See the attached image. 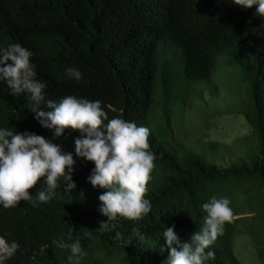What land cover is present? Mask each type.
Listing matches in <instances>:
<instances>
[{
	"label": "trees",
	"instance_id": "16d2710c",
	"mask_svg": "<svg viewBox=\"0 0 264 264\" xmlns=\"http://www.w3.org/2000/svg\"><path fill=\"white\" fill-rule=\"evenodd\" d=\"M256 7L233 0H0V50L20 44L32 53L36 78L46 84L45 101L59 103L67 96L99 101L108 120L147 127L155 155L145 196L151 211L138 221L117 217L109 221L110 230L100 231L107 217L98 197L106 190L88 181L94 164L75 156L80 133L65 129L53 139V130L35 119L30 93L12 95L0 82V129L35 133L72 153L76 185L68 191L62 185L48 203L0 205V237L20 245L2 264H69L70 248H58L53 240H79L87 253L80 264H170L164 230L174 225L181 242L189 240L203 227L202 205L212 197L228 198L234 218L206 249L215 259L205 264H241L232 250L236 233L250 236L264 264V16ZM216 53L250 79L242 109L249 132L233 141L239 153L224 166L213 155L232 144L207 140L187 147L175 138L167 117L172 80L181 81V98L187 96L189 85L211 79ZM173 60L178 65L170 67ZM73 67L82 74L79 82L66 74ZM41 110L52 111L43 102ZM41 190H46L43 179L30 190L33 199ZM117 231L122 239L115 238Z\"/></svg>",
	"mask_w": 264,
	"mask_h": 264
},
{
	"label": "clouds",
	"instance_id": "9594fccd",
	"mask_svg": "<svg viewBox=\"0 0 264 264\" xmlns=\"http://www.w3.org/2000/svg\"><path fill=\"white\" fill-rule=\"evenodd\" d=\"M233 2L244 8L256 5L257 14L264 16V0ZM31 55L20 44H11L0 50V82L7 84L12 95L30 93L36 105L31 111L43 128L53 130V139L62 137L65 129L80 133L74 140L75 156L94 164L88 181L94 188L98 186L106 190L98 197L101 202L99 211L107 217L106 222H100L99 230H110L109 221L117 217L129 221L143 219L152 207L145 196L155 168L149 129L119 117L108 120L99 101L78 100L74 96L64 97L59 103L45 101L43 90L46 84L36 78ZM66 74L77 82L82 79L81 72L74 67L66 69ZM42 102L52 111H38ZM74 165L72 153L64 152L59 144L44 136L0 129V205L9 209L25 201L36 206L37 202L48 203L62 185L65 191L74 189ZM41 179L46 190L39 191L33 199L30 190ZM230 203L228 198L212 197L203 204L202 208L207 213L203 227L185 242H181L175 233L174 225L164 230L162 235L169 249L170 264H205V261L215 259L214 251L206 249L224 234L225 224L233 222ZM132 233L143 239L139 228L133 227ZM115 238L122 239V234L117 231ZM53 244L61 249L70 248L69 264H80L87 255L79 240L71 244L53 240ZM19 247L17 242L9 244L0 237V264L12 257ZM46 248L47 245L40 248L41 255Z\"/></svg>",
	"mask_w": 264,
	"mask_h": 264
},
{
	"label": "rangeland",
	"instance_id": "374dc122",
	"mask_svg": "<svg viewBox=\"0 0 264 264\" xmlns=\"http://www.w3.org/2000/svg\"><path fill=\"white\" fill-rule=\"evenodd\" d=\"M226 58L222 53H216L211 79L199 80L195 87L189 85L188 95L182 98V83L174 78L168 89L170 95L167 102L170 130L180 143L192 148L207 140H218L228 146L232 144L231 148L225 149V153H214L213 159L220 166L226 165L229 159H235L239 151L235 149L233 141L249 132L242 109L249 98L250 79L239 65L229 64ZM160 61L159 56L158 73L161 72ZM173 64L178 65L173 60L170 67ZM158 81L159 76L156 77V85ZM159 116L154 114L152 120L159 123ZM232 250L241 264H260L255 254V244L248 234H234Z\"/></svg>",
	"mask_w": 264,
	"mask_h": 264
}]
</instances>
